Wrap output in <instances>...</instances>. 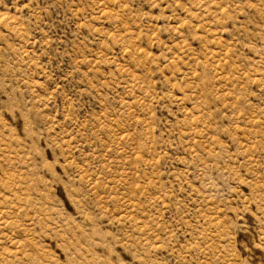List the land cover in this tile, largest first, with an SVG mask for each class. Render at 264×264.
<instances>
[{
  "label": "rangeland",
  "instance_id": "rangeland-1",
  "mask_svg": "<svg viewBox=\"0 0 264 264\" xmlns=\"http://www.w3.org/2000/svg\"><path fill=\"white\" fill-rule=\"evenodd\" d=\"M0 264H264V0H0Z\"/></svg>",
  "mask_w": 264,
  "mask_h": 264
}]
</instances>
